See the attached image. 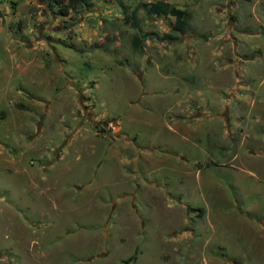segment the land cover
<instances>
[{"label": "rangeland", "instance_id": "rangeland-1", "mask_svg": "<svg viewBox=\"0 0 264 264\" xmlns=\"http://www.w3.org/2000/svg\"><path fill=\"white\" fill-rule=\"evenodd\" d=\"M152 1L0 0V264H264V0Z\"/></svg>", "mask_w": 264, "mask_h": 264}, {"label": "trees", "instance_id": "trees-1", "mask_svg": "<svg viewBox=\"0 0 264 264\" xmlns=\"http://www.w3.org/2000/svg\"><path fill=\"white\" fill-rule=\"evenodd\" d=\"M50 8H54L57 13L61 15L67 14L69 11H76L77 9H85L90 5V0H45ZM145 13L147 15H168L173 17L168 34L164 38H171L172 34L182 33L186 30L188 25V13L185 9L175 7L173 4L163 1L155 0L147 3L145 6ZM125 21H129L136 29V33L131 36V46L134 50H140L142 47V36L144 33L140 30L137 18L132 13H124ZM136 248L132 255L123 260V263L132 261L135 256Z\"/></svg>", "mask_w": 264, "mask_h": 264}, {"label": "crops", "instance_id": "crops-1", "mask_svg": "<svg viewBox=\"0 0 264 264\" xmlns=\"http://www.w3.org/2000/svg\"><path fill=\"white\" fill-rule=\"evenodd\" d=\"M147 151V150H146Z\"/></svg>", "mask_w": 264, "mask_h": 264}]
</instances>
